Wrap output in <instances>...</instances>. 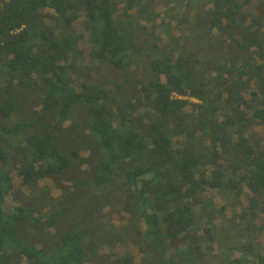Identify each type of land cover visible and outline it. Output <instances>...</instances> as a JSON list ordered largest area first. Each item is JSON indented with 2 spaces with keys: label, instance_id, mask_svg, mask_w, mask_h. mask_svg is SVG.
<instances>
[{
  "label": "trees",
  "instance_id": "16d2710c",
  "mask_svg": "<svg viewBox=\"0 0 264 264\" xmlns=\"http://www.w3.org/2000/svg\"><path fill=\"white\" fill-rule=\"evenodd\" d=\"M143 1L0 0V264L85 262L84 219L59 234L60 209L43 216L30 201L6 202L9 192L19 200L12 195L11 162L25 183L33 182L68 171L80 151L90 156V147L105 152L99 163L90 160V184L98 193L88 186L83 195L92 194L91 201L83 207L92 212L96 201L117 196V207L132 212L141 234L133 240L139 264H189L191 258L264 264V130L255 128L264 125V45L255 39L258 29L237 22L238 3L222 8L231 0L205 1L204 13L194 0H178L191 30L223 34L229 28L237 44L233 65L205 64L181 46L162 45L163 21L156 18L167 0H148L140 14H150L140 24L144 36L126 41L122 17ZM84 42L90 63L79 67ZM100 66L116 76L125 69L133 87L123 88V76L92 70ZM114 86L122 87L120 97ZM22 90L31 93L28 105L19 98ZM104 183L106 189L99 187ZM145 253L151 263H143ZM97 263L114 264L106 257Z\"/></svg>",
  "mask_w": 264,
  "mask_h": 264
},
{
  "label": "rangeland",
  "instance_id": "374dc122",
  "mask_svg": "<svg viewBox=\"0 0 264 264\" xmlns=\"http://www.w3.org/2000/svg\"><path fill=\"white\" fill-rule=\"evenodd\" d=\"M140 3V0H136ZM155 1V0H154ZM166 2H162L158 6L157 11H159V15L157 16L158 22L160 20L163 21L162 29V42L163 46L171 45V46H181L186 51V53L194 54L199 57L200 62L205 64H218V63H226L230 65L232 57L237 53L238 48L235 40L230 35L229 28H226L227 31L223 34L219 32H215V30H207L206 28H202L199 30H191V27L186 25L185 17L181 9H179L178 0H167ZM199 4V8L196 10L198 12L204 13V9L201 6L206 1V4H209L210 0H194ZM242 1V0H240ZM239 0H231L223 5L222 8H228V6L233 3L239 4V11L235 14L237 22L240 25H252V29L256 30L255 39L261 45H264V0H248L247 3H242ZM247 1V0H246ZM203 2V3H202ZM132 4L131 11H129L127 16H123V24L121 28L123 29V25L125 24V31L129 38H126V41L129 43H134L136 38H138L140 34H143V30L141 29L142 23L145 21L142 19L145 16H149L150 14H143L140 16L142 12L146 10L145 5H148V0H144L141 4L138 5ZM191 4V1H190ZM77 8L82 10V6L79 4ZM76 7V6H75ZM127 9V6L125 7ZM156 11V8L153 9ZM168 12V14H164V12ZM194 11H192V14ZM167 17L171 19V23L173 21L176 22L175 27H167V21L165 20ZM256 22V24H253ZM166 27V28H165ZM231 33H232V27ZM159 30H156V34ZM174 35L173 39L169 41L166 40L169 37L166 35ZM144 36V34L142 35ZM132 37V38H130ZM158 38V34L156 35ZM166 37V38H165ZM160 38V37H159ZM158 38V40H159ZM140 43V40H136V43ZM88 44L86 42L81 44V47L85 50ZM179 51H182V48L176 47ZM174 48V49H176ZM251 57H254L255 62H258L260 58L253 53V48H251ZM88 56V51L85 50L84 57L79 58L78 61L79 67L86 66V64L90 63ZM92 70L97 71V73H103L108 75L111 79L115 77L123 76L128 79L126 73H124L125 69L120 71L118 75L106 73L104 66H100L98 68H92ZM126 72V71H125ZM132 80V79H131ZM133 81V80H132ZM128 79V83L123 85L124 89H129L133 87V82ZM253 87V86H252ZM115 93L120 97L122 87L114 86ZM252 88H248L247 91H252ZM19 98L23 103L28 105V101L31 98V93L29 91L22 90L18 92ZM245 97L249 96L248 92L243 93ZM196 101L195 99H191ZM188 110H192V107L187 106ZM68 125V122L65 123V126ZM256 130L258 132H262L264 130V125H256ZM72 130H67L66 135H71ZM80 136V135H79ZM81 138V136H80ZM76 139H72L74 142ZM62 142H66L64 139ZM75 144L71 145L74 147ZM104 148L102 147H90V156L88 151L82 150L80 151V155L76 160L73 161L72 165L66 172L55 173L53 176L45 177L40 180H36L33 182L25 183L23 181L22 175L19 172V166L13 162L9 164L8 170L11 175V180L13 183V192L12 195H15L19 200L13 199L11 196V192H9V196L7 198V204L11 207L17 206L20 203L28 204L30 201V206L33 208H37L39 214L47 215L52 211L61 210V215L59 222H57L56 230L59 234H63L66 230L71 229L79 225L84 219V224L88 227L87 238L84 240L83 248L85 253L87 252V259L83 264H98V258L106 257L109 262H113L114 264H126L123 260H127L128 255L130 256L131 263L129 264H139V259L141 260V255L138 253V246L133 241L134 239H139L141 234L137 233L136 227H138L133 218H131V214H129L126 207L119 206L116 203V195H110V199L101 198L99 201H96V205L98 208H95L92 212L90 209L84 205L90 203L91 200L88 197L83 195V192H86V188L89 186L91 193L95 192L96 186L90 184L91 175L94 173L93 164L90 160H94L99 163L100 159L104 155ZM76 181L75 185H72V182ZM115 185H117L116 181H113ZM99 187H103L106 189V184H101ZM100 191V190H99ZM98 193V191H96ZM209 195L217 197L218 194L215 191H210ZM244 200V196L242 201ZM218 202L221 204L220 199ZM90 212V215H89ZM126 212L128 214H125ZM86 217V218H85ZM143 221H140L141 227ZM93 223V230H89V224ZM135 223V224H134ZM139 225V224H138ZM140 228V227H139ZM51 231L54 230L53 227L50 228ZM112 232H115L113 235H110ZM117 236L119 239H123V241L114 242L109 244L103 241V238H111ZM97 248V252L95 249ZM94 251L98 254L97 256H93ZM218 249L215 246L213 253H217ZM192 262L189 264H199L195 261V258H191ZM143 263L148 262L151 263V258L145 253L142 256ZM206 263L202 264H210L209 260L206 259ZM18 264H26L25 259L19 261Z\"/></svg>",
  "mask_w": 264,
  "mask_h": 264
},
{
  "label": "bare ground",
  "instance_id": "6f19581e",
  "mask_svg": "<svg viewBox=\"0 0 264 264\" xmlns=\"http://www.w3.org/2000/svg\"><path fill=\"white\" fill-rule=\"evenodd\" d=\"M91 69V68H90Z\"/></svg>",
  "mask_w": 264,
  "mask_h": 264
}]
</instances>
